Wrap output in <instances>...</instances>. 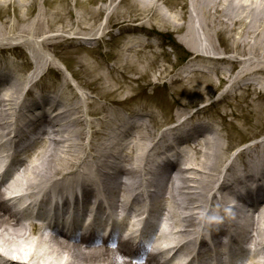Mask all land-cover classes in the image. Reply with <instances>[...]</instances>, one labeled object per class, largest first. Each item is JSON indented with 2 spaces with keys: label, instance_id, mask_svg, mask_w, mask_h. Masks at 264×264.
<instances>
[{
  "label": "bare ground",
  "instance_id": "1",
  "mask_svg": "<svg viewBox=\"0 0 264 264\" xmlns=\"http://www.w3.org/2000/svg\"><path fill=\"white\" fill-rule=\"evenodd\" d=\"M146 2L148 4L145 8L149 7L148 12L145 11L146 9L144 10L147 17L150 20L155 19L157 23H168V26H166L168 28L167 33L174 35L179 40L178 44L180 46L182 45L189 50H199L198 52L203 51L202 54L196 52L192 56L191 59L195 62L186 67L182 75L173 79L174 83L190 85V81H195L196 76H204L207 77L208 84H210L208 87H210L213 81L209 78V75L214 72L219 75L224 74L225 77L222 75L220 77L225 80L226 73L231 70L221 68L218 65L207 66L208 63H218L219 60L231 66L237 60L243 58L245 69L238 72V80L233 85L234 94L231 92L229 95L236 98L238 96L236 91L244 90L239 83H243L242 81L252 75H264V0H140L136 1V4L141 6ZM162 5L173 12L168 16L164 15L161 10ZM131 6L136 5L131 3ZM133 11L136 12L138 9L135 8ZM133 11L128 16L130 21L141 20V15L136 19L133 17ZM106 20L105 26L100 28L103 31V37L111 35L110 29L118 23L111 26V23H109L111 18L107 17ZM87 23V16L79 19L80 26H84L82 29L77 28V32L90 33ZM154 26L165 30L160 25L156 26L154 24ZM56 36L60 40L65 38L63 35ZM103 37L84 39V41L102 39L98 42L101 43ZM78 39L73 37L72 40L74 42ZM14 41L24 45L29 52L32 48H40L41 45L45 47L42 40L40 42L33 36L19 35L16 38L9 39L0 37V48L2 47L3 50L9 49L11 47L9 45ZM47 44L46 47L52 46L51 43ZM81 45L86 48L89 42L81 43ZM148 47H153L152 43H144L139 35H135L130 39L125 51L138 57L143 52L142 49ZM219 47L224 48V50H219ZM230 51L233 54L235 53V57L227 56L232 54ZM221 52L225 55L224 58L215 57L221 55ZM32 53L35 68L32 73L27 75V85L37 83V79L45 69V64H42V60L45 58L48 59L49 64L54 63L64 67L54 55L42 51V56H40L36 52L34 53L33 50ZM134 56L131 58L122 55L121 59L117 54L116 57H119V62L122 63V60L133 62ZM115 67L116 64L110 66V72H116ZM124 70L119 67L121 77L125 78L123 80L129 81L131 78L127 73H124ZM168 73L170 72L163 68L160 74L165 75ZM5 74L0 75V82ZM6 75L17 80L12 68ZM71 77L69 76L68 79L65 77L60 84V89L54 92L52 100L40 97L42 102L47 104L46 106H50L51 111L53 110L50 114L51 122L43 131L39 125L41 120L47 117L48 114L40 111V117L30 118L31 111L33 112L34 109L41 110L38 99H33V103L28 107L27 114L25 112L22 114L20 119L23 121V125L14 127L16 94L13 91L8 92L4 89L5 93L0 97V115H2L0 117V132L4 138L9 136L7 140H11L10 145L15 144L14 156L12 158L10 156V159L5 163L6 175H10V177L6 179V175L0 172V256L6 257L7 262L5 264H162L159 262V257L165 258L170 252H173V260L180 261L182 256L195 247H198V251L194 253L193 262L199 264V255L202 253L209 256L211 245L216 244V240L218 241L216 256L222 254V249L226 246L224 241L219 239L228 236L232 232V227L234 228L237 224H240L237 223L236 212L241 215L244 213L249 217L242 220L244 225L240 228H242L243 233L238 232V238L243 240V234H251L250 238L253 243L251 254L255 253L259 259L264 260V229L262 227L264 226V209H261L264 206V196L260 199L259 204L261 207H258L259 204L253 205L256 204L255 200L248 203L249 197L244 200L242 197L237 196L235 192L236 187L244 189L247 193L252 191L253 188L258 190L259 186L264 188V138L261 142L253 141L249 146L237 149L227 162L225 160L220 163L224 155L222 144L213 140L208 134L202 133L205 131L203 128L211 130V126H213L211 116H208L209 122L192 123L195 119H205L206 111L201 109L184 120L181 123V128L178 129V126L174 125V127L163 129L152 144L150 141L144 140V138H151L152 129L142 124L130 122L127 125V130L123 133L126 142L121 145H111L110 143V146L102 143V148H96L90 154L89 164L86 165L87 159L83 160L86 156H78L77 153L73 155L72 150L65 148L67 142H71V148L76 145V140L71 139L73 135L68 129L69 126L71 124L77 125L78 121L82 119L85 122L90 114L89 107L82 94L80 95L83 96V100L79 99L80 96L73 91L74 95L68 98L63 97L65 90L71 87L68 85L70 84L69 81L74 86V91L80 88L78 83L74 82V78ZM260 80H262L261 77ZM85 85L90 90L97 87L94 81L86 82ZM121 85H123L122 82L115 81L112 89L107 85L103 92L105 94L116 93L121 89ZM111 100L118 103L114 99ZM132 115L139 117L138 114L133 113ZM114 119L115 116L110 115L108 119H98L96 125L98 126L101 121L111 123V120ZM91 123L89 119L86 125H91ZM96 125L93 124L92 127L96 128ZM60 127L62 129L66 127L68 130L64 129V132H62L59 130ZM29 128H31L29 138H33V140L27 148L20 150L22 143L28 140L25 138V133ZM182 128L184 129L182 130ZM135 132L138 133L140 138L136 137ZM218 133L221 134V130H218ZM147 134L149 136H146ZM135 139L138 140V147L141 150L140 160L134 158ZM7 140L0 144V151H3L8 145ZM182 147H185V150H192L196 157L185 155L184 149L181 152L176 150V148ZM16 149H18V153L15 152ZM170 152L177 153L181 164L187 166L186 169H179L177 165H173L169 160L164 161L168 158L166 153ZM51 157L52 160L55 158V161L59 160L63 164H67L62 169L42 168L46 167L47 164L50 167V162H53L50 160ZM3 158L4 156L0 158V161ZM68 160L73 162H68ZM116 162H118V171H115V177H134L137 182H140V189L144 188L146 184L153 185L154 175L159 169L162 171L163 181L159 184L166 187V193L169 196L166 203L167 208L161 207V205L158 208L167 211L169 229L168 232L163 233L160 240L165 242L169 234L172 239L168 242V245L161 249L153 244L152 251L144 253L150 256L148 261L139 258V256L135 257L127 251L116 250V247L105 246L100 250H82L79 246L60 239L61 236H64L66 240L77 243L72 233L62 235L57 233L52 226L38 227L33 220L34 216L32 215L35 209L37 210V218H44L43 207L48 204L51 196L57 199L62 194V199H67L69 190L86 193L87 198L99 203L98 206H101L103 201L105 207L112 212L116 210L123 212L130 203V187L124 182L117 184L115 179H112L109 186L103 181L107 175L106 169L111 170ZM13 166H15V170L10 171ZM181 171L191 172H188V177H186ZM179 173L182 184L177 187ZM3 175L4 177H2ZM30 177H33V179ZM205 185L208 187L207 189H205ZM17 186H22L21 191L17 190ZM177 188L181 189L180 197L182 198L180 199L183 200L182 205H179L178 199H176ZM227 195H231L234 200L242 202L241 206L229 204L232 199L229 200L226 197ZM115 197L117 198L116 205L113 202ZM134 200H136V197L132 201ZM23 201L27 202L25 207L22 210L16 209L17 205L23 203ZM141 210V207L136 209L137 212ZM180 210H182V213ZM199 219L201 223L196 231L194 227ZM44 220H46V217ZM121 220L125 225L126 219ZM121 220L118 216L113 223H119ZM221 220H223L224 226L219 231L217 228H219ZM178 226H182V229ZM35 227L39 229L37 235H34L33 229ZM48 233L49 235H46ZM85 238H82L84 239L82 242L86 243L89 240L92 246L97 244L95 239ZM110 240H113V234L110 235ZM129 241L134 243L135 238L130 237ZM236 249L240 251L237 247Z\"/></svg>",
  "mask_w": 264,
  "mask_h": 264
},
{
  "label": "rangeland",
  "instance_id": "2",
  "mask_svg": "<svg viewBox=\"0 0 264 264\" xmlns=\"http://www.w3.org/2000/svg\"><path fill=\"white\" fill-rule=\"evenodd\" d=\"M136 1L140 0H78L77 2L76 0H0V37L9 39L16 38L19 35H29L40 42L42 40V44L44 43L45 47L48 45L47 43H51L52 46L50 47L45 48L41 45L40 48L36 47V49L32 48V50L40 56H42V51L54 55L65 67V70H63L59 65H55L54 63L49 64L48 59L45 58L42 60V64H45V69L37 79V83L35 82V85H27V75L32 73L35 68L32 50L29 52L24 45L19 44L17 41L12 42L9 45L11 47L8 46L9 49L3 50L2 47L0 48V75L7 74L10 68H12L14 74L17 76L16 80L5 74L3 80L0 82V97L4 95V89L8 92L13 91L16 94L14 127L23 125V121L20 118L24 112L27 114L28 107L33 103V99L36 98L40 101L38 105L41 110L37 111L34 109L33 112L31 111L30 118L40 117L41 112H45L48 115L41 120V122L43 121L41 124L44 129L45 127L47 128V125L51 122L50 114H52L53 110L51 111L50 106H46L47 104L43 103L40 97L52 100L54 92L60 89V84L65 77L68 79V76H72L74 82L78 83L80 88L74 91V86L68 80L70 83L68 85L71 87L65 90L63 97L68 98L77 93L80 96L79 99L83 100L84 98L89 107L90 114L87 116L85 122L82 119L78 121L77 125L71 124L69 126L68 129L73 135L71 139L76 140V145L71 148V142H67L65 148L72 150L73 155L77 153L78 156H86L83 158V160L87 159L86 165L89 164L88 158L90 154L96 148H102V143L110 146V143L111 145H121L126 142V139L123 138V133L127 130V125L130 122L151 128V138H144V140L150 141L152 144L153 140L158 137L157 135L164 128L173 125L174 122L186 116H192L195 111L201 109L206 111L207 115L205 119H195L192 123L209 122L208 116H211L213 125L211 126V130L203 128L205 131L202 133L208 134L213 140L219 141L222 144L224 155L220 163L225 160L227 162L229 157L231 158V155L235 154L233 152L243 145L248 144L247 146H249L253 141L261 142L264 138V75H252L242 81L243 83H239L244 90H237L236 94L238 96L236 98L229 95L231 92L234 94L233 85L238 80V72H242L245 69L243 58L237 60L231 66L219 60L218 63H208L207 66L218 65L221 68L231 70L226 73L227 77L225 80L220 77L221 75L224 76V74L219 75L214 72L212 75H209V78L213 81L210 87H208L210 84H208L207 77L204 76H196L194 78L195 81H190V85L174 83L172 80L182 75L185 71L184 69L195 62L191 58L199 50H189L182 45L180 46L178 44L179 40L174 35L172 36L170 33H167L168 28L166 26H168V23H157L155 19L150 20L146 13L149 7L145 8L148 3L146 2V4L137 6ZM131 3L136 6H131ZM161 7L163 14L166 16L173 12L163 5ZM135 8L138 11H133ZM131 11H133L132 15L135 19L141 15V20L131 22L128 17ZM83 16L88 17L87 26L88 30L91 31L90 33L93 32L92 34L79 31L82 33L80 34L77 32V28L82 29L84 26H80L79 24V19ZM107 17L111 18V22H109L111 26L118 23L110 29L111 35L103 37V31L100 28L104 27L107 23ZM154 24L156 26L160 25L165 30L155 27ZM56 35H63L65 38L60 40ZM135 35H139L144 43L150 42L153 45V47L142 49L143 52L138 57H135L133 53L125 51V47L130 42V39ZM100 36L103 37V42L101 43L98 42L102 39L84 41V39H94ZM73 37H77L80 40H74L73 42ZM45 40L46 42H44ZM87 42H89V45L83 48L81 43ZM14 48H16V51ZM219 50H224V48L219 47ZM198 53L202 54L203 51ZM117 54L121 59L122 55L131 58L134 56V63L124 62L123 60L120 63L119 57H116ZM222 54L221 52V55L215 57L224 58L225 55ZM186 56L190 57L187 59ZM227 56L235 57V53L233 54L232 52V54ZM115 64L116 72L112 73L110 72V66ZM119 67L125 69L124 73H127L131 78L129 81L123 80L125 78L121 77ZM163 68H166L170 73L161 75L160 73ZM260 77L262 80H260ZM91 81L96 82L98 88L93 87L92 90L88 89L85 84ZM115 81L122 82L121 89L116 93L105 94L103 92L104 88L108 85L112 89ZM200 81L204 84H201ZM111 99L118 101V103L113 102ZM57 111L59 112V110ZM133 113L138 114L139 117H134ZM110 115L115 116V119L111 120V123L101 121L98 126L96 125L98 119H108ZM89 119L92 123L87 126L86 124ZM93 124L97 127L93 128ZM212 128L214 129L212 130ZM64 129L68 130L66 127L63 129L62 127L59 128L62 132H64ZM218 130H221V134L218 133ZM135 135L140 138L138 133L135 132ZM146 136H149V134ZM8 137H2L0 132V144L6 142ZM10 141L7 140L8 145H6L3 151H0V158L9 150ZM134 147V158L136 157L140 160L141 150L138 147L137 139H135ZM184 148H176V150L181 152ZM166 154L168 156L173 155L172 152ZM185 155L196 157L192 150H185ZM50 160H52V157ZM52 161L50 162L51 168L48 164L42 168L46 169L48 167L47 169L51 170L62 169L67 164H63L59 160L55 161V158ZM68 162L73 161L68 160ZM2 165L3 161H0V166ZM173 165H177L182 170L187 167L181 164V160ZM109 172L110 169H106L107 175L103 179L107 185L109 182ZM181 172L188 177V172L191 171ZM180 173L178 174V184L176 183L177 187L182 184ZM184 175L182 176L185 177ZM30 178L33 179V177ZM131 178V180L134 179V177ZM153 179L155 180L153 185H149L144 190L139 188L140 182L136 180L133 181L132 185H128L130 187L129 206L132 212H135L137 207H141V211L145 210V208L153 212L158 211L166 215L167 218V211L165 212L158 208L160 205L167 208L166 203L169 196H167L166 187H162L159 184L163 181L162 171L156 173ZM123 182L126 183V180ZM41 184L45 185L44 183ZM20 188L22 186H17V190L21 191ZM207 188L205 185V189ZM238 190L242 192V188H235L237 196H239ZM180 191L181 189L177 188L176 199H178L179 205H182L183 200L180 199L182 198L180 197ZM134 197H136V200L132 201ZM226 197L234 201V197L231 195H227ZM116 199V197L113 198L114 205L117 203ZM253 205L256 206L258 204ZM258 207H261L260 204ZM261 209L263 210L264 206ZM127 210L128 206L123 212L116 210L115 213L124 215V213H127ZM236 218L238 220L237 223L240 224H237L232 229V233L237 231L242 232V228H240L244 225L242 224L244 223L242 220L249 217L244 213L241 215L236 212ZM199 225L200 219L195 225L194 230L198 229ZM262 227L264 229V226ZM33 231L34 235H37L39 232L38 227H35ZM46 235H49V233ZM250 236L251 234L248 233L243 234V237L247 239ZM60 239L69 244H75L86 251L100 250V248L108 246L105 244L92 246L88 242L75 243L71 240H66L64 236H61ZM171 239L172 236L169 234L166 241L170 242ZM121 246L118 245V247ZM124 249V251L128 250L130 252L128 245Z\"/></svg>",
  "mask_w": 264,
  "mask_h": 264
}]
</instances>
